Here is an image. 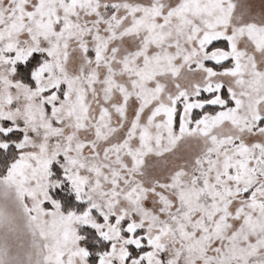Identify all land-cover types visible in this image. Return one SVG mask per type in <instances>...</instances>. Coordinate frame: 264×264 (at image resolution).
<instances>
[{"label":"snow or ice","instance_id":"6c2138e0","mask_svg":"<svg viewBox=\"0 0 264 264\" xmlns=\"http://www.w3.org/2000/svg\"><path fill=\"white\" fill-rule=\"evenodd\" d=\"M0 264H264V0H0Z\"/></svg>","mask_w":264,"mask_h":264}]
</instances>
